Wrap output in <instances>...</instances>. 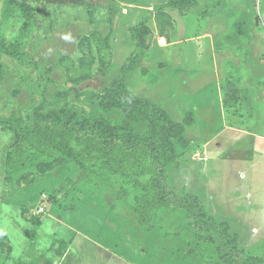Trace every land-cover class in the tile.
<instances>
[{
	"label": "rangeland",
	"instance_id": "obj_1",
	"mask_svg": "<svg viewBox=\"0 0 264 264\" xmlns=\"http://www.w3.org/2000/svg\"><path fill=\"white\" fill-rule=\"evenodd\" d=\"M252 2L49 4L30 44L47 79L36 88L32 70L0 53V114L22 117L38 105L36 111L48 116L72 103L97 113L114 82H125L131 94L161 106L185 128L183 139L175 140L178 159L169 167L168 184L178 194L200 196L207 214L239 235L246 255L264 260V146L255 147L254 137L239 131L259 126L264 133V78L254 79L245 57L257 50L264 60V23L255 22L264 20V0ZM242 15L247 25L239 22ZM236 24L241 36L230 31ZM94 32L111 44L109 65L99 62ZM201 74L204 90L194 96L189 77ZM202 99L211 107L201 109ZM17 140L14 129L0 127V264H193L181 262L179 252L196 246L204 256L210 251L179 210L157 213L154 231L141 227L132 210L137 190L118 178L107 187L72 163L33 153L25 166L8 173L6 155ZM42 207L45 213L39 214ZM59 240H73L62 260Z\"/></svg>",
	"mask_w": 264,
	"mask_h": 264
},
{
	"label": "trees",
	"instance_id": "obj_2",
	"mask_svg": "<svg viewBox=\"0 0 264 264\" xmlns=\"http://www.w3.org/2000/svg\"><path fill=\"white\" fill-rule=\"evenodd\" d=\"M68 1L3 0L0 53L32 70L37 75L35 87L38 89L46 81L47 71L32 56L30 44L38 32L47 5ZM16 26L19 29L16 30ZM138 29L134 31L136 38L140 36ZM9 30L13 32L10 37L7 36ZM94 36L100 64L109 65L112 58L111 44L105 36L103 39L94 32L92 40ZM138 44L143 45L140 42ZM3 81L4 67L0 63V84ZM109 90L106 99L100 101V112L97 113L72 103L48 116H41L36 111L38 105L22 117L0 114V127L11 128L18 133L16 145L6 155L7 172L12 173L25 166L28 155L33 153L36 158L72 163L79 170L86 171L88 178L98 176L100 180L106 181L107 187L113 188V179L118 178L126 186L137 190L132 210L139 225L148 231H154L157 213L175 209L186 214L195 237L207 243L210 251L204 256L199 246L189 248L179 252L178 259L181 262L264 264L263 259L246 255L239 245V235L232 233L227 222L208 215L196 195L187 192L178 194L168 184L169 167L178 159L175 140L183 139L184 126L174 121L161 106L131 94L123 81L114 82ZM117 113L124 118H114ZM139 125H146L145 129H140ZM88 193V196H94L92 191ZM46 196L50 199L52 194ZM44 213L45 209L39 214ZM26 232L31 233L29 230ZM58 243L57 256L62 260L72 240H59Z\"/></svg>",
	"mask_w": 264,
	"mask_h": 264
},
{
	"label": "crops",
	"instance_id": "obj_3",
	"mask_svg": "<svg viewBox=\"0 0 264 264\" xmlns=\"http://www.w3.org/2000/svg\"><path fill=\"white\" fill-rule=\"evenodd\" d=\"M253 2H252V4L254 5H256V0H252ZM223 5H224V3H223ZM227 7L228 6H223L222 8H221V11H226V9H227ZM228 11H230V9L228 10ZM242 14H245V13H242ZM258 19H261V18H259V17H257L256 18V24L257 25H259V23L262 25L263 23H264V20H262V22H261V20H260V22H258L259 20ZM247 18H246V16L245 15H242L241 17H240V19H239V22H241V23H246V25H247ZM238 22V23H239ZM254 25V24H253ZM259 27V26H258ZM233 28H234V31H233ZM230 31H233L234 33H235V35H239V31H240V29H239V26H237V24L236 25H234L232 28H231V30ZM250 34V33H249ZM239 36H241V35H239ZM246 37V36H245ZM245 37H243V38H245ZM246 40V39H245ZM245 57H246V59H247V66H248V68H249V70H248V72H252V74L254 75V79H256V81L258 80H261V79H263L264 78V60L262 59V58H260L259 57V54H258V52H257V50H255V53H253V52H251V50H248V52H245ZM194 70H199L197 67H196V69H193L191 72H189V73H191V74H193V72H194ZM189 79H190V81H189V83H188V86H189V88H193V91H194V96L195 95H198V93L200 94L201 93V91L202 90H204V74H201V75H197L195 78H193V79H191L190 77H189ZM204 92V91H203ZM203 101V99L202 100H199V102H201V104L199 103V105L201 106L200 108L202 109V108H204L205 106L207 107V106H209V107H211V105H208V102H207V100L205 101V102H202ZM193 101H191V103H192ZM196 103V102H195ZM198 104V103H197ZM200 111V110H199ZM201 113V112H200ZM202 113H204V112H202ZM211 113V112H210ZM221 113V115L224 117L225 115H226V112H224V110L222 111V112H220ZM209 114V113H208ZM240 131V133L242 134V135H246V136H249L248 134H250V135H252L251 137H254L253 138V143H254V145H255V147H263L264 146V133L261 131V129H260V127L259 126H257L256 127V129L254 130V131H252V132H250V131H241V130H239ZM258 139H259V141H258ZM258 145V146H257ZM195 195V194H194ZM197 196V195H196ZM198 198L200 197V196H197ZM73 241V240H72ZM72 244V243H71ZM69 249V248H68ZM68 251V250H67ZM66 254H67V252H66ZM66 254H65V256H66ZM64 256V257H65ZM64 259V258H63Z\"/></svg>",
	"mask_w": 264,
	"mask_h": 264
},
{
	"label": "built area",
	"instance_id": "obj_4",
	"mask_svg": "<svg viewBox=\"0 0 264 264\" xmlns=\"http://www.w3.org/2000/svg\"><path fill=\"white\" fill-rule=\"evenodd\" d=\"M44 209H45L44 207L40 208V212H43V211H44Z\"/></svg>",
	"mask_w": 264,
	"mask_h": 264
}]
</instances>
